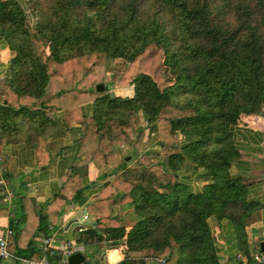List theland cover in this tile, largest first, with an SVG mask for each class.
Listing matches in <instances>:
<instances>
[{"label":"trees","instance_id":"16d2710c","mask_svg":"<svg viewBox=\"0 0 264 264\" xmlns=\"http://www.w3.org/2000/svg\"><path fill=\"white\" fill-rule=\"evenodd\" d=\"M26 3L37 14L32 29L18 0H0V44L12 53L0 81V143L53 133L52 113L61 111L65 124L81 123L82 152L45 211L25 195L9 206L0 193V211L13 213L8 250L39 258L35 235L48 236L66 206L82 200L87 165L97 162L115 171L86 203L93 223L78 243L95 242L97 250L122 244L129 264H220L209 219L233 220L244 239L258 206L230 168L246 155L232 137L239 116L264 115V0ZM116 59L127 67L109 81ZM113 85H132L133 96L114 95ZM86 102L93 103L89 116L80 113ZM145 128L158 137L155 161L142 152ZM187 167L210 181L192 191L179 179ZM116 204L136 214L131 228L112 214Z\"/></svg>","mask_w":264,"mask_h":264},{"label":"crops","instance_id":"0c3cea01","mask_svg":"<svg viewBox=\"0 0 264 264\" xmlns=\"http://www.w3.org/2000/svg\"><path fill=\"white\" fill-rule=\"evenodd\" d=\"M18 1L26 14L27 26L32 29L37 14L27 6L26 0ZM11 56L9 48L0 44V81L6 73ZM110 92L116 96L131 97L134 90L132 85L115 86ZM92 110V102L80 106V113L85 116L91 115ZM52 119L56 125L55 131L45 137H38L30 142L0 143V176L3 180L0 193L5 191L11 193V200L6 201L9 206L15 197L25 195L31 199L35 210L42 208L45 211L43 204L60 193L62 175L82 152L79 145L82 136L81 123L74 120L68 125L65 124L61 111L53 112ZM143 125H146L145 122ZM154 133L145 128L142 152L149 156L157 154L159 150V147H152L153 137L157 136ZM232 137L235 146L246 150L244 151L246 155L234 161L230 172L233 176L242 178L246 185V200L255 202L258 206L245 220L244 235H242L244 239L239 237L233 220L228 218L219 220L214 217L209 219L220 264L244 263L248 257L264 251V115L241 114L232 128ZM114 171L115 169L102 163L90 162L87 165L82 200L71 202L66 206L65 212L50 224L48 236L35 235L39 249L42 237H51L52 244L57 250L66 242L74 243L77 247L74 253L81 252L84 257L83 250L96 249L95 242L78 243L76 238L81 228L87 229L93 223V215L87 212L86 203L105 181L112 178L103 175ZM179 179L194 192L201 190L202 186L210 181V178L203 176L201 169L192 167L183 168L179 173ZM111 212L121 219V224L126 229L131 228L137 218L132 208L126 205L116 204ZM85 213L88 215L87 219L83 218ZM11 216L13 213L9 209L0 211V232L9 228ZM125 250L122 244L114 248H98L97 259L107 264H116L125 261ZM114 256L117 257L112 261ZM16 261L17 259L10 258L0 260V264H23L21 261L20 263ZM125 262L129 264L133 260Z\"/></svg>","mask_w":264,"mask_h":264},{"label":"built area","instance_id":"2783aa9c","mask_svg":"<svg viewBox=\"0 0 264 264\" xmlns=\"http://www.w3.org/2000/svg\"><path fill=\"white\" fill-rule=\"evenodd\" d=\"M3 180L0 176V186H2ZM11 193L5 191L3 193V199L5 201L11 200ZM84 219L88 218V215L85 213L83 215ZM82 230V228L80 229ZM12 233V230L10 228H7L4 232H0V260H7L10 258H15L19 261H21L23 264H85L84 262L81 263H69L68 256L72 253H74L76 247L74 243L66 242L64 243L60 248L57 250V247H55L52 244L51 237H42L41 244H40V251L41 256L36 259H26V258H20L14 256L9 250H8V236ZM60 250V257L55 261H51V258H54L57 256V251ZM253 263L259 264L264 262V252H260L257 254H254L252 257ZM158 261L162 262L161 259H158Z\"/></svg>","mask_w":264,"mask_h":264},{"label":"rangeland","instance_id":"374dc122","mask_svg":"<svg viewBox=\"0 0 264 264\" xmlns=\"http://www.w3.org/2000/svg\"><path fill=\"white\" fill-rule=\"evenodd\" d=\"M126 67H127V63L123 59L113 60L110 63V65H109V69H108L109 78H108V80L109 81L110 80H116V78L120 74H122V72L126 69ZM114 87H115V85L110 86V89L112 90V88H114ZM152 143H153L152 144V147H156V148L158 147V143L159 142H158V137L157 136L156 137H153ZM159 156H160V154L158 155V153L157 154L154 153L152 156H149L150 157L149 159L151 161H155L157 158H159ZM140 159H142V156H141ZM79 250H81V249H79ZM103 252H105V250H103ZM83 253L85 254L86 260L89 263L95 262L96 259H97V257H98V254H99L98 251H96V249L95 250L94 249L92 250L90 248H89V250L88 249L87 250H83ZM98 261H99V264H104L105 263V261H103L101 259L99 260V258H98Z\"/></svg>","mask_w":264,"mask_h":264},{"label":"water","instance_id":"95a60500","mask_svg":"<svg viewBox=\"0 0 264 264\" xmlns=\"http://www.w3.org/2000/svg\"><path fill=\"white\" fill-rule=\"evenodd\" d=\"M102 87L103 86L101 84L97 86L98 89H102ZM126 158L128 159L129 157H126ZM84 260H85V257L81 252H75L68 256L69 263H81Z\"/></svg>","mask_w":264,"mask_h":264}]
</instances>
